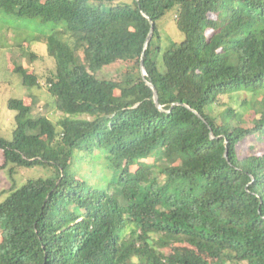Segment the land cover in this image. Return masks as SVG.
Wrapping results in <instances>:
<instances>
[{"label": "trees", "instance_id": "16d2710c", "mask_svg": "<svg viewBox=\"0 0 264 264\" xmlns=\"http://www.w3.org/2000/svg\"><path fill=\"white\" fill-rule=\"evenodd\" d=\"M169 13L184 36L164 46ZM0 16L53 22L55 71L11 63L61 113L8 100L0 264H264V0H0ZM242 91L249 114L226 97Z\"/></svg>", "mask_w": 264, "mask_h": 264}, {"label": "rangeland", "instance_id": "374dc122", "mask_svg": "<svg viewBox=\"0 0 264 264\" xmlns=\"http://www.w3.org/2000/svg\"><path fill=\"white\" fill-rule=\"evenodd\" d=\"M158 24L164 46L171 40L179 41L183 38L184 35L173 20L172 13L167 14ZM51 25H53L52 21L42 22L37 18L27 19L9 16L6 18L0 16V136L6 139L13 138V130L16 127V111L8 107L10 98L24 99L31 106L34 116L47 115L56 121L61 115L60 111H57L54 98L48 91L44 81L41 83L42 86H35L28 90L22 82V77L15 72L11 63L14 57L22 55L19 60L30 71L33 70L46 76L55 71V62L48 54L45 41V33L48 32ZM8 28L10 29L7 30ZM32 51L37 54L34 60L24 55ZM119 69L118 64L106 66L98 72V75L111 78L118 73ZM233 96L231 95V98L226 97L229 102H232L233 106L240 110L245 109L249 114L248 105L245 108L242 103L245 100L252 101L251 95L247 91H242L233 93ZM47 172L48 169L42 166L18 168L14 173V179L16 183L22 184L29 178L46 176ZM4 175H8V173L5 172ZM10 186L11 184L6 180L0 182V202L7 194L1 195V193Z\"/></svg>", "mask_w": 264, "mask_h": 264}, {"label": "water", "instance_id": "95a60500", "mask_svg": "<svg viewBox=\"0 0 264 264\" xmlns=\"http://www.w3.org/2000/svg\"><path fill=\"white\" fill-rule=\"evenodd\" d=\"M148 17H149V16H148ZM150 20H151V19H150ZM154 27H155V26H154V22L151 20V29H150V33H149V35H148V37H147V40H146V43H145V46H144L145 49L148 47V45H149V41H150L151 38H152V35H153V32H154ZM143 55H144V53H143ZM141 72H142L143 77L146 79L147 71H146V68H145V65H144V58H143V56H142V59H141ZM147 84H148L149 86H151V88L153 89V92H154V99H155L156 104H157L159 107H161V106H160V103H159V95H158V91H157L156 87H155L154 84H153L152 82H150V81H147Z\"/></svg>", "mask_w": 264, "mask_h": 264}]
</instances>
